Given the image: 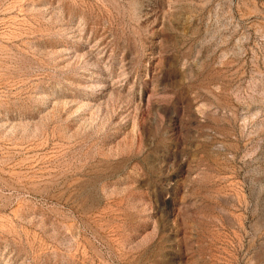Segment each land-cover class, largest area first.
I'll list each match as a JSON object with an SVG mask.
<instances>
[{"label": "rangeland", "instance_id": "374dc122", "mask_svg": "<svg viewBox=\"0 0 264 264\" xmlns=\"http://www.w3.org/2000/svg\"><path fill=\"white\" fill-rule=\"evenodd\" d=\"M0 264H264V0H0Z\"/></svg>", "mask_w": 264, "mask_h": 264}]
</instances>
